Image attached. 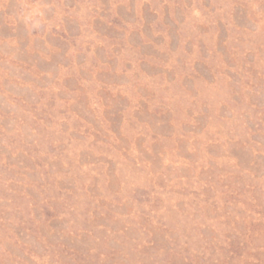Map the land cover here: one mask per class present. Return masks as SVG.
<instances>
[{
	"label": "rangeland",
	"instance_id": "obj_1",
	"mask_svg": "<svg viewBox=\"0 0 264 264\" xmlns=\"http://www.w3.org/2000/svg\"><path fill=\"white\" fill-rule=\"evenodd\" d=\"M0 264H264V0H0Z\"/></svg>",
	"mask_w": 264,
	"mask_h": 264
}]
</instances>
